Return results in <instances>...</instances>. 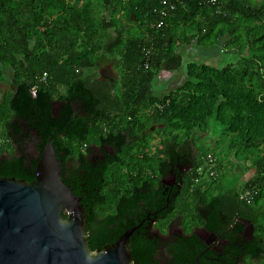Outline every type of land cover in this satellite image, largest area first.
<instances>
[{
	"label": "trees",
	"instance_id": "1",
	"mask_svg": "<svg viewBox=\"0 0 264 264\" xmlns=\"http://www.w3.org/2000/svg\"><path fill=\"white\" fill-rule=\"evenodd\" d=\"M169 1L176 11L157 28L154 9L163 0H0V86L5 67L13 71V89L0 102V177L34 181L53 137L63 178L82 198L92 252L139 226L130 241L133 264H196L197 258L200 264H260L264 0ZM97 8L109 17L98 20ZM182 28V39L220 50L218 60L224 53L233 59L223 66L190 62L183 84L168 91L158 75L183 67L175 42ZM109 33L117 38L105 47ZM103 56L119 60L117 83L90 74ZM153 125L162 126L157 154L148 152L155 133L145 135ZM210 129L218 132L214 139L231 136V150L240 144L259 151L251 158L252 176L240 185L217 182L218 172L201 185L207 178L198 168L207 169L211 153L194 148L198 131ZM34 140L38 155L30 159ZM171 170L177 184L165 191L160 187ZM175 214L187 234L161 239L154 221L163 229ZM247 221L254 231L244 237ZM198 226L223 237L224 256L194 234Z\"/></svg>",
	"mask_w": 264,
	"mask_h": 264
},
{
	"label": "water",
	"instance_id": "2",
	"mask_svg": "<svg viewBox=\"0 0 264 264\" xmlns=\"http://www.w3.org/2000/svg\"><path fill=\"white\" fill-rule=\"evenodd\" d=\"M35 149L36 140L28 146L30 159L37 157ZM81 201L63 178L51 137L40 154L34 181L0 177V264H133L130 241L139 226L92 252ZM251 228L253 232V224ZM217 237L210 233L211 239Z\"/></svg>",
	"mask_w": 264,
	"mask_h": 264
},
{
	"label": "rangeland",
	"instance_id": "3",
	"mask_svg": "<svg viewBox=\"0 0 264 264\" xmlns=\"http://www.w3.org/2000/svg\"><path fill=\"white\" fill-rule=\"evenodd\" d=\"M74 5H78L80 2L79 0H70ZM97 10V18L98 20L106 17H109V12L104 11L103 9H96ZM133 20H135V17H132ZM129 27H135V24L133 23H128ZM183 32V28L181 29L180 32H177L175 34V42L177 43V51L180 52L185 59V63L182 68L173 71V72H166L162 71L158 75V85L161 88H167L166 90H171V89H176L178 86L183 84L185 78H186V69H187V64L190 62H200V63H208L212 65H220L223 66L225 65V61L227 62L228 60L233 59V56L231 54L224 53L221 57V59L218 60L217 56L220 53V50L218 49H211V48H206L203 46H200L197 42L196 39H192L190 41H186L182 39L181 33ZM110 37L105 45V47L109 44V42L115 41L117 38V34H110ZM127 36V35H126ZM224 42L220 43V45H224ZM118 62L119 60L110 56H103L101 61L99 62L98 66L90 71V74L92 75L93 72L99 73V76L101 77L102 80H107L111 83H117L120 78L119 70H118ZM6 72V78L2 82L0 86V102L3 100V97L5 94H7L9 91L13 89V84H12V79H13V71L9 68L5 67ZM162 92V91H161ZM167 92V91H166ZM144 120L146 119L144 116L142 117ZM162 126L161 125H153L151 126L146 132V136H150L151 133H155L154 137H149L153 143V146L151 150H149V153H156L157 154V148L160 146V141L159 139L162 138V131H161ZM216 130H207V131H198V136H197V147H195V151L198 152L200 148H202L204 151H210V153H213L217 157V165L216 167L217 170L215 172L219 173L217 174L216 181L220 183H227V185H240L242 181L247 180L252 176L253 172V162L252 159L253 156L255 157L259 151L256 149L253 151H247L245 148L241 147L240 144H237V147L234 149H229L228 145L232 142L231 136H228L225 139L217 138L214 139V134L216 133ZM218 133V132H217ZM216 133V134H217ZM215 134V135H216ZM3 135V128L2 124L0 123V136ZM210 140V141H209ZM2 144H3V139H1ZM218 143V145L216 144ZM7 151L5 152V155H10L12 154L13 149L12 147H7ZM261 152H264V144L262 148L260 149ZM155 151V152H154ZM239 151V154L237 152ZM202 153V152H199ZM249 159V160H247ZM207 167H210V165L207 163ZM206 170V166L204 167ZM205 181L201 183L203 185L204 183H211L212 179L216 177L215 175H211V172L205 171ZM210 177V178H209ZM177 222V215L175 214L173 216V221H172V227L173 230ZM194 221L192 217L188 219L187 226L191 228V226L194 224ZM180 223V222H179ZM181 227H184V223H180ZM158 227H163L161 222H157L154 225L155 229V234H157L159 237V233L157 232ZM165 229V230H164ZM165 232H167V226L163 228ZM199 232H203L202 227L199 226ZM249 231H251V228H249ZM204 233V232H203ZM162 238V237H161ZM248 264H254L249 262ZM260 264H264V260L260 262Z\"/></svg>",
	"mask_w": 264,
	"mask_h": 264
},
{
	"label": "flooded vegetation",
	"instance_id": "4",
	"mask_svg": "<svg viewBox=\"0 0 264 264\" xmlns=\"http://www.w3.org/2000/svg\"><path fill=\"white\" fill-rule=\"evenodd\" d=\"M107 150H110V148H107ZM36 151V149H35ZM189 168H187L185 171H188ZM174 173V170H171L170 172V176L167 177L164 181H163V185L160 187V188H164L166 187V190L167 191L169 189V187H172L174 188L177 184V176L173 174ZM183 183H180L179 184V190H181V187H182ZM168 223H167V232H165L161 227H158L157 229V232L159 233V235L162 237H160L161 239H164V240H168V239H172L173 237H183L187 234L186 230L184 227H181L180 226V223L181 221L179 219H177V222H176V227L175 229L173 230V227H172V221H173V217H168ZM166 219V220H167ZM159 222V221H158ZM180 222V223H179ZM157 222L155 221L154 225L156 224ZM202 227V230L203 232H199L197 230H199V226L198 227H195L194 228V234L196 233L197 235H199V237L205 242L206 240L208 242H210V244H206L208 246V250H211V248L213 247V249L217 250L220 252V255L221 257L224 256V253H222V251L224 250V247L226 245V242L223 241V237H217L216 239H211L210 238V233L214 232H210L209 230H207L205 227L201 226ZM249 228H251V223H249L248 221L246 222V227H245V230L243 232V236L244 237H249L252 235V228H251V231H249ZM154 229V227H153ZM154 232H155V229H154ZM215 233V232H214ZM191 235V233H190ZM218 235V234H217ZM216 260H219V258H215Z\"/></svg>",
	"mask_w": 264,
	"mask_h": 264
},
{
	"label": "built area",
	"instance_id": "5",
	"mask_svg": "<svg viewBox=\"0 0 264 264\" xmlns=\"http://www.w3.org/2000/svg\"><path fill=\"white\" fill-rule=\"evenodd\" d=\"M214 2H216V0H213ZM176 4L174 2H171L169 0H163L162 5L155 8L154 12L158 15V20L157 22L153 23V26L157 27V28H161L165 25V18H167L170 14H172L173 11L176 10ZM149 65L147 64V67ZM34 94H36V90H34ZM2 141L0 140V156L2 154ZM217 157L211 153L208 154L207 156V163L210 165V167H207V169L205 170L204 167L205 165L201 166L198 168V173L199 175H203L206 172L205 171H210L211 175H215V167L217 165ZM201 180V178H197L196 181L199 182Z\"/></svg>",
	"mask_w": 264,
	"mask_h": 264
},
{
	"label": "clouds",
	"instance_id": "6",
	"mask_svg": "<svg viewBox=\"0 0 264 264\" xmlns=\"http://www.w3.org/2000/svg\"><path fill=\"white\" fill-rule=\"evenodd\" d=\"M175 11H176V10H175ZM173 12H174V11H173ZM173 12H172V13H173ZM169 16H171V14H170ZM169 16H168V17H169Z\"/></svg>",
	"mask_w": 264,
	"mask_h": 264
},
{
	"label": "crops",
	"instance_id": "7",
	"mask_svg": "<svg viewBox=\"0 0 264 264\" xmlns=\"http://www.w3.org/2000/svg\"><path fill=\"white\" fill-rule=\"evenodd\" d=\"M167 89V88H166ZM164 92H166V91H164Z\"/></svg>",
	"mask_w": 264,
	"mask_h": 264
}]
</instances>
